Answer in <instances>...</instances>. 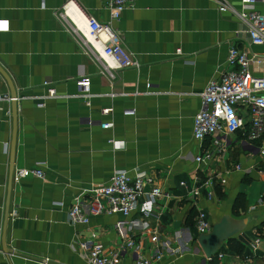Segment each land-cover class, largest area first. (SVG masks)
Returning <instances> with one entry per match:
<instances>
[{
  "label": "crops",
  "instance_id": "1",
  "mask_svg": "<svg viewBox=\"0 0 264 264\" xmlns=\"http://www.w3.org/2000/svg\"><path fill=\"white\" fill-rule=\"evenodd\" d=\"M68 1L110 22L138 68L118 70L113 78L100 74L62 14ZM110 1L0 0V93L23 98L0 106V264H89L81 245L91 239L106 252L123 249L121 264H133L138 255L152 258L156 250L163 253L157 264H219L218 253L227 263L264 264V131L248 139L251 122L243 107L244 125L233 135L199 141L192 131L200 93L227 70L231 46L247 54L253 75L264 76V45L251 43L231 10H219L222 2L240 9V0H135L118 20L110 18ZM252 9L264 13L261 3ZM82 75L91 79L89 99L76 97ZM44 81L60 97L41 98ZM105 108L112 112L103 115ZM204 153L209 157L196 162ZM33 167L45 178L14 180L16 169ZM115 170L146 172L163 195L140 198L127 216L70 223L75 200L89 201L91 189L108 183ZM211 175L225 183H215L209 199L192 198L193 186ZM198 211L211 223L202 235L224 217L249 222L209 260L197 243ZM129 239L138 251L126 247Z\"/></svg>",
  "mask_w": 264,
  "mask_h": 264
},
{
  "label": "built area",
  "instance_id": "2",
  "mask_svg": "<svg viewBox=\"0 0 264 264\" xmlns=\"http://www.w3.org/2000/svg\"><path fill=\"white\" fill-rule=\"evenodd\" d=\"M134 1L111 0L107 5L110 18L118 20L126 8L134 5ZM240 2V9H235L222 2L219 5V10H231L240 23L246 27L251 43L264 45V13L252 9L255 4L264 5V0H240ZM62 14L72 22L76 35L100 64V74L113 78L118 70L128 67L138 68V61L122 46L118 34L110 22H101L94 16L87 15L73 1H68L63 5ZM249 61L247 54L236 46L229 48L226 60L227 70L221 74L219 79L209 81L200 93L201 109L194 116L192 126L193 135L197 140L202 141L208 136L233 135L244 125V119L239 114L238 107H243L250 116L249 140L257 139L264 131V76L253 75L249 69ZM43 84L46 86V93L41 98L60 97L48 81H44ZM90 85L89 76L82 75L77 78L76 97L89 99L92 96ZM20 99L23 98L17 95L12 96L9 93H0V106L3 103L17 102ZM44 105V102L38 103L39 107ZM111 112V108L101 111L103 115H108ZM133 112V109L125 111L126 114ZM97 122L103 129L112 127L110 121ZM262 152L264 153V150ZM208 157L207 153L198 155L196 162L202 163ZM28 176L45 178L43 170L34 167L19 168L14 172L15 181H20ZM217 182L224 184L225 180L211 175L202 184H195L189 191V195L195 199L205 194L209 199L214 194V184ZM90 193L89 201L83 202L77 198L68 209L67 218L70 223L74 225L87 224L91 217L115 213L127 216L138 209L140 198L147 197L150 201H156L163 195L162 189L155 185L153 178L146 172L138 171L131 176L124 171L117 170L113 172L108 183L93 187ZM11 214L13 217L17 216L15 210ZM195 220V227L199 234H206L210 231L211 223L204 211H198ZM81 246L86 250L89 264H121L120 257L123 249L106 252L102 244L93 239L82 243ZM126 247L135 251L139 250L135 241L130 239L126 241ZM216 256L219 264H240L239 262L227 263L223 261V253H218ZM162 257L163 253L156 250L152 258L138 255L133 264H157ZM212 258L208 259L212 260ZM42 262L48 264L49 260L44 259Z\"/></svg>",
  "mask_w": 264,
  "mask_h": 264
},
{
  "label": "water",
  "instance_id": "3",
  "mask_svg": "<svg viewBox=\"0 0 264 264\" xmlns=\"http://www.w3.org/2000/svg\"><path fill=\"white\" fill-rule=\"evenodd\" d=\"M243 29L246 30V27L243 26ZM11 95L16 96V93H11ZM11 103L16 104V101H12ZM248 222L247 218L237 220L224 217L220 223L213 225L208 235H199L197 237V243L206 257L211 258L225 240L230 239L233 235L242 231Z\"/></svg>",
  "mask_w": 264,
  "mask_h": 264
},
{
  "label": "trees",
  "instance_id": "4",
  "mask_svg": "<svg viewBox=\"0 0 264 264\" xmlns=\"http://www.w3.org/2000/svg\"><path fill=\"white\" fill-rule=\"evenodd\" d=\"M239 206L242 207L241 198L235 204L234 211H235L236 214L238 213ZM229 243H230V246L233 247V245H235L236 242H233L232 240H230Z\"/></svg>",
  "mask_w": 264,
  "mask_h": 264
}]
</instances>
